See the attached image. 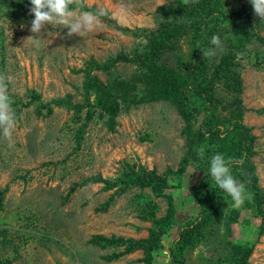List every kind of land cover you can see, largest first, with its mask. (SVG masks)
I'll return each instance as SVG.
<instances>
[{
	"label": "rangeland",
	"instance_id": "obj_1",
	"mask_svg": "<svg viewBox=\"0 0 264 264\" xmlns=\"http://www.w3.org/2000/svg\"><path fill=\"white\" fill-rule=\"evenodd\" d=\"M172 1L85 0V4L95 11L107 9L110 18L123 9L125 20L112 18L122 27L156 29L158 9ZM31 7L30 0H0V74L13 77L8 95L16 103L12 107L17 116L12 146L0 136V260L11 264H148L143 251L124 253L126 246L104 249L91 244V239L148 238L150 213L163 217L167 201L149 188L118 195L117 189L106 190L102 183L77 186L89 177L119 179L134 166L155 170L168 179L177 226L163 239V248L151 263L171 264L170 249L180 226L193 220L200 208L192 193L203 173L192 165L184 168L185 120L168 102L124 106L114 130L99 112L86 122L87 109L77 114L54 107L48 114L39 102L25 106L31 92L41 95L44 103L67 95L83 102L81 71L89 61L103 63L120 53L132 55L139 43L102 19L104 29L85 37H68V29L59 25H47L36 36L30 32ZM30 36L41 40L27 42ZM238 57L244 122L256 137L252 161L264 190V43L252 39ZM135 70L134 65L119 63L114 74H93L106 81L115 76L129 78ZM260 223V218L243 211L240 222L232 226L235 243L254 246L249 264H264ZM197 253L198 249L191 251L192 260ZM113 255L114 260L104 259Z\"/></svg>",
	"mask_w": 264,
	"mask_h": 264
},
{
	"label": "trees",
	"instance_id": "obj_2",
	"mask_svg": "<svg viewBox=\"0 0 264 264\" xmlns=\"http://www.w3.org/2000/svg\"><path fill=\"white\" fill-rule=\"evenodd\" d=\"M84 10L95 12L94 8ZM101 19L122 35L139 41L133 54L120 53L103 63L90 60L81 71L84 73L83 102L77 103L73 95H67L44 103L41 95L31 92V100L25 106L39 102L48 114L53 113L54 107L77 114L87 109L86 122L99 112L100 117L107 118L106 123L112 130L124 106L131 108L154 102L176 106L185 120L184 168L192 165L203 176L197 180L192 193L200 206L199 212L193 220L180 226L170 249L171 264H249L254 246L235 243L232 226L240 222L243 211H249L261 219L258 237L264 236V190L252 161L256 137L244 122V83L236 60L252 39L264 43L261 35L264 22L254 15L249 0H174L158 9L156 29L122 27L109 15ZM214 35L221 37L223 48L213 57H203L205 49L213 48ZM119 63L134 65L136 70L129 78L115 76L106 81L93 74L95 71L111 74ZM201 146H205L204 159L197 154ZM217 153L226 159L243 160L242 164L231 166V173L252 198L239 209L229 207L231 197L210 176V160ZM91 183L105 184L106 190L117 189L118 195L134 188H149L167 201L168 211L163 217L150 213L152 228L148 238L94 236L91 239V244L104 249L126 246L124 253L143 251L146 263L152 264L155 254L163 248V239L177 226L174 200L167 192L168 179L155 170L129 166L119 179L95 176L77 186ZM224 208L229 209L226 215H223ZM196 249L194 261L191 251ZM114 258L113 255L104 259ZM0 264H11V261L0 260Z\"/></svg>",
	"mask_w": 264,
	"mask_h": 264
},
{
	"label": "clouds",
	"instance_id": "obj_3",
	"mask_svg": "<svg viewBox=\"0 0 264 264\" xmlns=\"http://www.w3.org/2000/svg\"><path fill=\"white\" fill-rule=\"evenodd\" d=\"M255 16L264 21V0H249ZM31 8L29 14L34 16L31 21L30 32L36 36L40 35L47 25H59L68 29L67 36L85 37L88 33L102 31L105 27L101 17L108 15L105 8H98L97 11L84 10L85 0H30ZM119 17L121 21L127 18L126 12L121 9L112 13V18ZM36 41L34 36L26 38V41ZM213 48L205 49L203 57H213L218 50L223 48V43L219 35H214L211 39ZM239 58V57H238ZM13 80L12 76L0 74V136L12 146L13 133L17 127V116L12 107L11 97L8 95V85ZM200 159L205 157V146L197 150ZM243 160L226 159L221 153H217L210 160V176L229 197L232 210L241 208L246 200H251V194L239 183L231 173V166L242 164ZM228 208H224L223 215H226Z\"/></svg>",
	"mask_w": 264,
	"mask_h": 264
}]
</instances>
